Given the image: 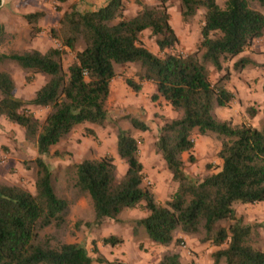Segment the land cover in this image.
I'll return each mask as SVG.
<instances>
[{
  "label": "trees",
  "instance_id": "obj_1",
  "mask_svg": "<svg viewBox=\"0 0 264 264\" xmlns=\"http://www.w3.org/2000/svg\"><path fill=\"white\" fill-rule=\"evenodd\" d=\"M168 1L158 0L157 6L139 3V11L132 17L125 15L124 0H108L90 10L71 6L61 15L58 27L48 32L59 47L45 53L0 54V63L9 61L28 71V81L35 75L47 78L31 100L23 101L14 95L11 76L0 72V117L22 128L24 141L37 153L33 161L35 194L0 182V264L106 262L95 245L92 251L97 257L93 259L83 245L53 246L49 236L42 235L51 226L64 225L69 210L67 202L54 192L45 158L75 127L105 124L106 102L117 76L114 65L128 64L139 69L138 81L124 80L128 88L139 93L144 82L151 83L155 87L153 98L163 99L179 114L164 122L155 142L176 189L163 204L155 200L153 192L143 185L138 140L127 130L118 129L116 154L125 165L121 177L110 156L83 160L75 166V187L88 194L94 211L93 221L86 226L116 221L124 210L141 207L145 216L135 224L145 229L153 245L177 247L183 241L176 234H181L197 238L200 244H211L215 248L213 264H264V251L255 245L264 224L245 222L233 208L234 203H264V108L256 126L233 124L215 116L216 109L234 100L226 88L229 73L224 64L235 60L237 71L258 66L240 56L264 35V16L250 8L253 2L264 7V0H226L223 9L215 0H176L184 23L204 10L201 40L192 53L158 56L143 46L141 36L149 31L160 53L176 47L179 40L169 23ZM43 16L44 12L30 13L24 19L39 32L35 23ZM67 51L75 59L65 70L63 56ZM211 68L225 72L214 83L210 81ZM29 106L47 109L42 122L29 112ZM246 113L253 120L259 111L247 107ZM127 119L134 130H149L145 121L131 116ZM194 131L201 136L213 133L220 141L219 170L201 180L184 171V154L189 163L194 162ZM121 243L111 235L102 239L104 246ZM181 259L178 250L167 251L155 264H181Z\"/></svg>",
  "mask_w": 264,
  "mask_h": 264
},
{
  "label": "rangeland",
  "instance_id": "obj_2",
  "mask_svg": "<svg viewBox=\"0 0 264 264\" xmlns=\"http://www.w3.org/2000/svg\"><path fill=\"white\" fill-rule=\"evenodd\" d=\"M124 2L127 17H132L139 11V3L158 5V0H124ZM225 2L226 0H215L217 6L222 9L225 7ZM167 5L169 23L179 40L176 47L160 53L149 31L142 34L141 43L158 56L166 53L194 52L201 40L200 28L204 10H198L193 21L184 23L180 19L179 3L170 0ZM71 6H76L80 10L92 8V5L82 0H67L63 3L56 0H3L0 5V54H20L30 50L45 53L51 48L59 47L48 32L51 28L58 27L61 15ZM250 8L264 16V7L257 2L251 3ZM38 12H44V16L38 18L35 23L40 29L39 32L24 19V15ZM240 57H247L258 66L249 65L237 71L233 68L235 60L224 64V68L229 73L226 88L234 95V100L227 107L216 109L215 116L219 120H227L233 124L248 123L256 126L264 108V35L255 40L251 48ZM74 59V54L67 51L63 56V68L66 70ZM114 68L117 76L111 83V93L106 102L108 116L105 124L102 126L83 124L75 127L64 140L52 147L51 155L45 158L52 173L54 192L58 198L67 202L69 210L64 225L59 228L51 226L44 230L42 235L49 236L53 246L61 243L83 245L93 259L97 257L92 251L95 245L106 262L93 264H155L163 253L174 250L180 252L183 264H195L194 249L199 247L198 239L176 234V237L183 241L177 247L165 248L153 245L148 240L145 229L135 224L136 220L145 216L141 207L124 210L116 221H104L100 226H86V223L93 221L94 211L88 194L75 187V166L83 160H99L110 156L114 159L118 177H121L125 172V165L116 154L118 129L127 130L138 140L139 159L144 171L143 185L153 192L155 200L163 204L176 189V184L155 150V142L164 122L178 118L179 114L174 112L163 99L153 98L155 87L151 83L144 82L139 93H134L126 86L124 82L126 78L138 81L137 66L114 65ZM0 72H6L11 76L15 84L14 95L23 101L31 100L47 80L45 76L35 75L31 81H28L29 72L9 61L0 63ZM224 73L211 68L210 81L216 82ZM247 107H254L259 111L255 119L248 118ZM28 110L39 122L44 120L47 113V109L33 106H29ZM128 116L145 121L149 130L145 132L134 130L127 119ZM88 131H92L95 136ZM192 141L194 162L189 163L188 155L184 154V171L188 176L201 180L219 170L221 162L217 152L220 149V141L213 133L201 136L197 131H194ZM36 156L35 148L24 141L22 128L0 117V182L19 186L35 194L36 168L33 161ZM233 208L239 216H243L245 222L264 224V203L253 205L234 203ZM110 235L121 239L122 243L115 247L102 245V239ZM201 245L207 247L206 250H215L209 243ZM255 245L264 251V228L260 230V240ZM203 260L212 262L211 254L209 257L205 256Z\"/></svg>",
  "mask_w": 264,
  "mask_h": 264
},
{
  "label": "crops",
  "instance_id": "obj_3",
  "mask_svg": "<svg viewBox=\"0 0 264 264\" xmlns=\"http://www.w3.org/2000/svg\"><path fill=\"white\" fill-rule=\"evenodd\" d=\"M82 1H84L87 4L92 5V8H94V7L102 6L108 0H82ZM197 246H199V247H196V245H195L196 248L194 249L195 250L194 252L196 254V256L194 257L195 264H212L211 261L210 262H204L203 259L205 256L209 257V255L213 252V249L206 250L207 247H205L204 245H201V244H198ZM181 264H183V261Z\"/></svg>",
  "mask_w": 264,
  "mask_h": 264
},
{
  "label": "water",
  "instance_id": "obj_4",
  "mask_svg": "<svg viewBox=\"0 0 264 264\" xmlns=\"http://www.w3.org/2000/svg\"><path fill=\"white\" fill-rule=\"evenodd\" d=\"M3 0H0V5H2Z\"/></svg>",
  "mask_w": 264,
  "mask_h": 264
}]
</instances>
